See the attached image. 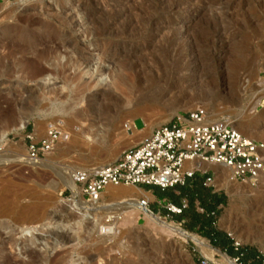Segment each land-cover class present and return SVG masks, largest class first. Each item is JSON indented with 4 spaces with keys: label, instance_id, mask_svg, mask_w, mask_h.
Wrapping results in <instances>:
<instances>
[{
    "label": "rangeland",
    "instance_id": "374dc122",
    "mask_svg": "<svg viewBox=\"0 0 264 264\" xmlns=\"http://www.w3.org/2000/svg\"><path fill=\"white\" fill-rule=\"evenodd\" d=\"M160 27L162 31L155 32ZM225 45H230L235 60L219 66L216 57ZM119 53L126 59L121 74H143V68L155 64L187 73L195 61L205 64L213 77L173 104L167 96L146 103L139 99L141 92L129 93V87L120 84L109 95L96 88L86 91L97 96L76 100L68 108L70 114L47 113L51 103L78 97L85 83L92 84L96 76L90 77L88 70L96 58L102 74L114 73ZM259 84H264V0H0V131H7L0 144V264H214L189 237L154 230L142 212L133 217L125 214L130 220L119 221L120 234L110 243L86 242L60 229L67 210L58 199L71 198L60 174L108 162L141 141L155 125L198 106L206 107L214 118L236 120L242 133L264 142V93L257 99L253 95ZM59 119L72 133L71 141L61 144V140L37 163L23 158L24 135L40 137L48 122ZM20 120L23 128L11 131ZM89 130L91 140L85 134ZM219 168L231 185L223 186L215 175L211 188L226 196L215 227L240 247L255 250L264 262V236H252L255 226L264 231V211L252 207L255 199H264V183H239ZM153 191L158 198L166 194ZM124 198L100 195L99 215L105 208L116 214L130 211L126 202L110 208ZM194 208L203 213L197 201ZM153 212L204 239L214 250L215 261L225 255L238 264L212 247L197 228H185L187 217L178 221L162 210ZM74 218L69 214L68 219ZM48 222L55 225L46 230Z\"/></svg>",
    "mask_w": 264,
    "mask_h": 264
},
{
    "label": "built area",
    "instance_id": "2783aa9c",
    "mask_svg": "<svg viewBox=\"0 0 264 264\" xmlns=\"http://www.w3.org/2000/svg\"><path fill=\"white\" fill-rule=\"evenodd\" d=\"M66 138L64 123L50 121L42 136L24 135L23 158L41 160ZM212 166L228 170L233 181L255 186L264 177V142L246 136L234 126L233 119L214 118L206 107L198 106L155 125L147 139L122 150L112 160L72 169L70 179L82 199L97 201L108 186L144 185L165 190L184 185L196 172L207 174L204 186L214 187ZM67 189L71 197V189ZM136 205L154 214L147 198L138 199ZM162 206L170 214H179L186 202L180 207L170 202ZM114 217V212L108 213L106 223ZM234 245L239 246L237 242Z\"/></svg>",
    "mask_w": 264,
    "mask_h": 264
},
{
    "label": "bare ground",
    "instance_id": "6f19581e",
    "mask_svg": "<svg viewBox=\"0 0 264 264\" xmlns=\"http://www.w3.org/2000/svg\"><path fill=\"white\" fill-rule=\"evenodd\" d=\"M22 1H25V0H22ZM123 3H125V2L123 1ZM232 4H233V2H232ZM229 9L230 8H227L226 11ZM109 11H111V10H109ZM163 28L164 27L157 28L155 32H160V31H162ZM225 46L227 48L226 49L221 48L220 54L217 55V57H216V63L219 66H224L227 63L228 59L235 60L234 59L235 57L232 58L234 55H232V53H231L232 51H231L230 45H225ZM120 57H123V59L125 58L124 55H121L119 53L117 55V61L118 60L119 61L116 63V66L114 65V67H117V69L116 70L114 69V73H109V74H102L100 66H99V62H98L99 59L96 58L95 65L90 69V71L88 70L90 77L96 76L94 78V81H92V84H90L89 82L85 83L83 85L82 90H81L78 97H74V98L71 97V98L62 100L57 104L51 103L50 107L48 108L47 113L49 115H57V116H64V115L70 114V112H69L70 110L68 111V108L71 106L70 104H75L73 102H75L76 100L77 101L78 100L79 101H81V100H90L91 101V99H93L95 96H97V94H95V93L94 94L93 93L88 94V93H86V91H89L91 89L96 88L99 90V93L101 91V93L103 95L104 94L109 95V94H111V92L114 89H118V86L120 84L127 85L129 87V93L141 92L142 94L140 93L139 99L146 101V103H150V104L151 103H158L163 97L167 96L168 99H170L169 102L171 104H173V101H175V99L177 97L183 95L184 93L185 94H193V91L195 89L202 87L201 85L204 82L211 80L213 77L210 70H208L209 68L204 69L203 65H205V64L199 65V63H196L195 61L193 62V65L190 66L189 69H187V73H183V72L179 73L177 70L172 69V67H166L165 65H164L165 67H161L162 65L159 66L160 64L159 65L155 64V66H146L145 68H143L145 71V73H143V74H141L140 72L132 73L130 71H128L126 73L122 72L123 74H121V73H119V69L121 70L123 68L126 59L123 60ZM186 60L190 61L191 58L187 56ZM191 64H192V60H191ZM131 67L135 68V66H133V65H131ZM233 69H234V67H231V69H230V71L232 73H234ZM146 70H149V71H146ZM205 70H208V71L205 72ZM184 72H186V71H184ZM242 77H243V75H242ZM244 81L247 82V80H244ZM258 86L259 87L253 93L254 97H256L257 95L260 96L261 94L264 93V84H259ZM244 87H246V85ZM112 93H114V92H112ZM101 97H103V96H101ZM98 98H99V96H98ZM251 98H253V96H251ZM101 99L103 100V98H101ZM120 99L122 100L124 98H120ZM253 99L255 100V98H253ZM256 99H257V97H256ZM95 100H97V98ZM99 101H101V100H99ZM89 103H91V102H89ZM95 103H97V101ZM261 103H262V101H261ZM71 111H73V110H71ZM59 120L63 122L62 119H59ZM23 124H24L23 120H20L19 123L15 126L11 127L10 130L11 131L12 130L13 131L21 130L23 128ZM247 125H249V124L247 123ZM234 126L236 128H238L240 131H242L241 125L238 124L236 120L234 121ZM74 129L78 130L79 128H78V126H75ZM129 130H131V132H134V128L132 126L129 127ZM90 131L91 130H89L87 132L88 134L85 133L87 135V139H89L88 135H89ZM246 133H248V132H246ZM6 134H7V131H3V130H2V132L0 131V144L5 139ZM71 134L72 133L67 132V138H66L67 141L62 140L61 144H65L67 142H70L71 141L70 137L72 136ZM247 135H250V134L248 133ZM89 140H91V138ZM77 143H78V145H80L81 142L78 141ZM32 162H35V161H32ZM35 163H37V162H35ZM98 164H102V163H98ZM202 166L205 167V164H202ZM214 170H215L216 178L223 180L222 185L229 187L231 184L228 183V180H227L226 174H225L226 172L224 173V171L217 166L214 168ZM60 177H61V179H59V180L61 181V183L65 186H68L71 189L72 196H71V198H67V199H65V198H59L58 199L59 205L64 204L67 211H66L65 216L61 217L63 219V222L62 223L60 222L61 224L59 226H58V224H56V226H58L60 229L70 231L76 237L82 236V239H84V241H86V242H95V243H97V242H101V243L109 242L110 243L111 240H113V241L116 240L120 234V230L118 229V224L122 223L119 221H122L124 219H125V221L130 220V218L125 217L124 215L129 214L131 217H133V216H136L137 213L142 212L144 215V219L146 220V222H149L151 224V227H153L154 230L161 231V232H178L182 236L189 237L200 249H202L203 252L206 253V255L208 257H210L213 260V263L215 262L214 264H235L232 261H230L228 258H226L225 255H221L223 260L215 261V259L213 258L214 250L207 244V242L204 239H201L199 237L193 236V235H191L185 231L180 230L178 227H175L174 225L167 223L165 220H163L161 217H159L157 215L150 214L147 211H141L140 208L136 205L137 200H138L136 194L143 195L147 198H149V196H148V194H144L143 192L137 190V188H135L134 186H129V187L108 186L106 188V190L101 194V195L112 194V195H118V196H124V197L126 196V198H124L123 200L120 199L121 201L116 202L114 204L112 203L113 206L110 208H117V205L119 203H123V202H126L128 204V207L130 208V211H128L127 213L119 212L120 210L116 209V212H119V213H117V214L114 213L115 217L112 220V222L106 223L105 219L107 217V214L110 212H114V211H112V210L108 211L105 208V210L103 209L104 210L103 216H100L99 215L100 211H98V209L100 207L101 208H103V207L101 205H98L97 201H87V200H84L80 197L78 190L73 186V184L71 182L70 172L61 173ZM259 183L260 184L264 183L263 177L259 181ZM229 191H230V189H229ZM31 206H32V204H31ZM33 206H34V204H33ZM252 207L254 208L255 212L256 211H260V212L264 211V199H262V198L255 199ZM25 208H27V206ZM29 209H31V208H29ZM69 214H75V218L73 220L68 219ZM259 217H261V216H259ZM53 225H55L54 222L53 223L48 222L46 224L45 229L48 230V229L52 228ZM26 227H29V226H26ZM5 228H6V226H5ZM262 229L263 228L260 226H255L253 231H252L253 232V235H252L253 238H259L261 236H264L262 234V231H263ZM79 242H80V240H79ZM72 264H76V262L72 261Z\"/></svg>",
    "mask_w": 264,
    "mask_h": 264
},
{
    "label": "trees",
    "instance_id": "16d2710c",
    "mask_svg": "<svg viewBox=\"0 0 264 264\" xmlns=\"http://www.w3.org/2000/svg\"><path fill=\"white\" fill-rule=\"evenodd\" d=\"M205 175H196L190 184L185 180L184 186L176 187L179 194L169 193L168 197L172 204L181 206V197L187 200V207L182 208L179 214H170L164 211V215L182 221L185 217L188 221H183L185 228L198 229L201 237L208 240L210 245L221 250L228 256L237 259L238 264H264L262 258L255 250L234 245V240L224 231L215 227L217 217L220 213L219 205H223L226 196L220 192H212L211 189L203 185ZM198 202L203 213L195 211L194 203Z\"/></svg>",
    "mask_w": 264,
    "mask_h": 264
},
{
    "label": "crops",
    "instance_id": "0c3cea01",
    "mask_svg": "<svg viewBox=\"0 0 264 264\" xmlns=\"http://www.w3.org/2000/svg\"><path fill=\"white\" fill-rule=\"evenodd\" d=\"M151 131H152V129L150 130V132L149 133H146V134H144L142 137H140V138H142V140H145V139H147L148 137H149V135L151 134ZM141 140V141H142ZM140 142V141H139ZM196 175H207V174H202V173H200V172H196L195 174H194V176H196ZM193 176V177H194ZM193 177H190V178H186V180H187V184L189 185L190 184V182L192 181V178ZM179 186H184V185H177V186H175V187H173V188H169V189H165V190H161V189H159L158 187H155V186H144V185H137V186H134L135 188H137V190H139V191H141V192H143L144 194H148V196H149V198H147V197H145V196H143V195H141V198L142 197H144V198H147L148 199V201H149V207H150V209L153 211H157V212H160V210H162L163 212L164 211H166L164 208H163V204H164V202H170L171 203V201H170V199H169V197H168V194L171 192V193H174V194H176V192L179 194V191L176 189V187H179ZM205 187H207V186H205ZM207 188H209V189H211V191L212 192H217V191H215L214 189H212L211 187H207ZM153 189H156V190H159L160 192H165L166 194L165 195H163L161 198H158L156 195H155V193H154V191H153ZM178 194H176V195H178ZM182 201H185L186 202V207H187V200L185 199V198H183V197H181L180 198V200H179V204H181L182 205ZM220 206V205H219ZM219 206H218V208H219ZM186 207H184V208H186ZM202 210V209H201ZM177 215V214H176ZM167 216V215H166ZM219 230V229H218Z\"/></svg>",
    "mask_w": 264,
    "mask_h": 264
}]
</instances>
